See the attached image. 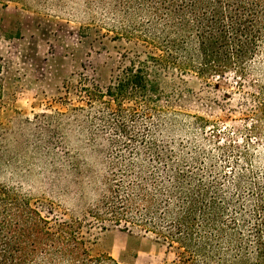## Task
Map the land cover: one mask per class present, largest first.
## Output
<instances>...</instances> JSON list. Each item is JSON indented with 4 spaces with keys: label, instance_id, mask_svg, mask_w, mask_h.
<instances>
[{
    "label": "trees",
    "instance_id": "16d2710c",
    "mask_svg": "<svg viewBox=\"0 0 264 264\" xmlns=\"http://www.w3.org/2000/svg\"><path fill=\"white\" fill-rule=\"evenodd\" d=\"M74 2V14H89V7L78 10L80 2ZM97 3L113 16L112 32L137 48L122 54L126 63L104 90L79 89L88 103L106 105L105 122L121 135L116 143L133 150L138 161H125L130 177L94 182L98 198L79 216L51 210L43 215L30 196L0 184V264H121L92 253V230L110 228L152 233L176 246L179 258L166 264H264V177L254 176L250 151L221 148L222 156L236 152L246 165L223 177L208 154L196 147L190 153L160 147L154 135L176 126L159 121L165 111L159 102L168 96L162 87L166 73L180 72L207 82L231 73L241 87L255 84V121L248 130L264 136V0ZM140 119L159 123L139 133ZM2 132L0 127V161L7 153Z\"/></svg>",
    "mask_w": 264,
    "mask_h": 264
},
{
    "label": "rangeland",
    "instance_id": "374dc122",
    "mask_svg": "<svg viewBox=\"0 0 264 264\" xmlns=\"http://www.w3.org/2000/svg\"><path fill=\"white\" fill-rule=\"evenodd\" d=\"M74 1L0 0V127L7 151L0 161V184L30 196L43 215L50 210L81 215L98 198L94 182L130 177L125 161H138L133 150L116 143L121 135L105 122L106 105L88 103L79 89L98 85L104 90L126 63L122 54L137 46L112 32L113 16L97 0H78L76 9L89 7L86 16L73 13ZM90 24L95 29L89 31ZM251 79L260 80L258 75ZM237 81L231 73L208 82L193 73H166L162 87L168 96L159 102L165 109L159 121L176 126L154 130L159 146L186 153L196 147L222 168L223 177L246 165L236 152L227 157L219 150L245 147L254 176L264 177V136L248 130L255 121L257 102L251 94L256 85L247 81L241 87ZM158 123L140 119L136 130L145 133ZM131 146L143 150L136 141ZM91 238L94 255L121 264L179 258L176 246L136 229H94Z\"/></svg>",
    "mask_w": 264,
    "mask_h": 264
}]
</instances>
